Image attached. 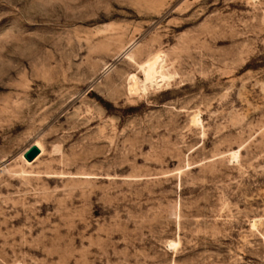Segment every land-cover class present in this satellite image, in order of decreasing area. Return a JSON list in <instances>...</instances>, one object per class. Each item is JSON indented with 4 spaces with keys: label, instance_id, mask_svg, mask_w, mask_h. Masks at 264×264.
I'll list each match as a JSON object with an SVG mask.
<instances>
[{
    "label": "rangeland",
    "instance_id": "rangeland-1",
    "mask_svg": "<svg viewBox=\"0 0 264 264\" xmlns=\"http://www.w3.org/2000/svg\"><path fill=\"white\" fill-rule=\"evenodd\" d=\"M0 264H264V0H0Z\"/></svg>",
    "mask_w": 264,
    "mask_h": 264
},
{
    "label": "bare ground",
    "instance_id": "bare-ground-1",
    "mask_svg": "<svg viewBox=\"0 0 264 264\" xmlns=\"http://www.w3.org/2000/svg\"><path fill=\"white\" fill-rule=\"evenodd\" d=\"M132 58V57H130ZM140 70L144 76V78H139L136 74H131L129 76V83H130V87L129 90L131 93L136 92L137 90H147L150 86H154L155 84L158 83L159 78H161V75L155 65L154 62L151 61H143L140 64ZM137 93V92H136ZM34 145H37L43 152V148L41 146V144L36 143ZM39 155V154H38ZM23 156V155H22ZM239 156V151H233L232 152V157L233 158H238ZM255 224V223H254ZM176 245L175 242H170L169 246H173Z\"/></svg>",
    "mask_w": 264,
    "mask_h": 264
},
{
    "label": "water",
    "instance_id": "water-1",
    "mask_svg": "<svg viewBox=\"0 0 264 264\" xmlns=\"http://www.w3.org/2000/svg\"><path fill=\"white\" fill-rule=\"evenodd\" d=\"M40 153V149L37 145H31L27 151L24 153V157L28 161H32L38 154Z\"/></svg>",
    "mask_w": 264,
    "mask_h": 264
}]
</instances>
